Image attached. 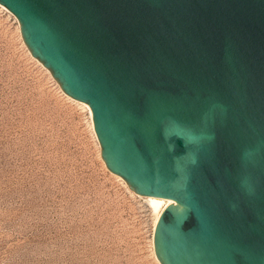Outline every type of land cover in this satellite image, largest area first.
<instances>
[{
    "label": "water",
    "instance_id": "obj_1",
    "mask_svg": "<svg viewBox=\"0 0 264 264\" xmlns=\"http://www.w3.org/2000/svg\"><path fill=\"white\" fill-rule=\"evenodd\" d=\"M85 103L107 170L170 199L159 264H264V0H0Z\"/></svg>",
    "mask_w": 264,
    "mask_h": 264
},
{
    "label": "rangeland",
    "instance_id": "obj_2",
    "mask_svg": "<svg viewBox=\"0 0 264 264\" xmlns=\"http://www.w3.org/2000/svg\"><path fill=\"white\" fill-rule=\"evenodd\" d=\"M155 216L0 7V264H159Z\"/></svg>",
    "mask_w": 264,
    "mask_h": 264
},
{
    "label": "bare ground",
    "instance_id": "obj_3",
    "mask_svg": "<svg viewBox=\"0 0 264 264\" xmlns=\"http://www.w3.org/2000/svg\"><path fill=\"white\" fill-rule=\"evenodd\" d=\"M0 7H2L3 9H5V8H4L3 6H1V5H0ZM67 97H68V96H67ZM68 98H70V97H68ZM70 99H71V98H70ZM72 100H73V99H72ZM75 101H76V100H75ZM76 102H77V101H76ZM78 104L82 105V106L87 110V112L89 113L90 125H91V127H92L91 113H90V109H89V107H88L85 103H82V102H79V101H78ZM142 198H144V199L147 201L149 207H150V208L154 211V213L156 214L155 219H154V222H153V228H154V226H155V224H156V221H157V219H158L160 213L163 211V209H164L165 207H167L168 205L172 204L173 201L170 200V199L157 198V197H142ZM152 232H153V230H152ZM152 246H153V244H152ZM155 259H156V258H155ZM157 262H158V261H157Z\"/></svg>",
    "mask_w": 264,
    "mask_h": 264
}]
</instances>
